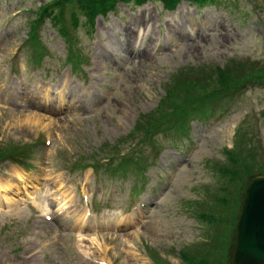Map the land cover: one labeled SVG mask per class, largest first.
I'll use <instances>...</instances> for the list:
<instances>
[{"label":"rangeland","instance_id":"374dc122","mask_svg":"<svg viewBox=\"0 0 264 264\" xmlns=\"http://www.w3.org/2000/svg\"><path fill=\"white\" fill-rule=\"evenodd\" d=\"M1 1L2 5L3 1ZM7 3L17 5L18 0H7ZM223 3L225 6L219 8L218 20L213 23H204L205 32L201 38L177 56L130 61L125 69H123L124 65L116 67L114 61L103 65L99 63L102 61H88L87 68L85 67V71H88L85 72V82L89 89L88 101L84 98V93L76 91L75 81L71 83L66 75L61 76L63 61H45L42 72L56 81L57 89L71 88L73 94L76 91L79 95L80 102L74 100L67 111L61 112L58 111L57 97L55 99L44 97V86L36 78L38 71L34 64L30 61H8L6 59L8 55L3 58L12 48L15 35L20 38L26 30V15L20 16L13 24L19 22L23 29L18 31L19 26L15 33L10 27L11 41L9 39L10 43L8 44V41L5 43L3 54H0V144L11 141L29 142L39 134L50 142L44 154L39 156V153L34 151L33 162L36 166L29 174L33 176L23 177V181L30 185L31 189L37 184L35 188L38 192L43 188L47 194L50 192L48 200L51 202V208L58 209L55 205L58 202H63L61 206H68L72 193L66 188L62 189L60 184L74 186L76 197L70 199L72 201L78 200V196L82 193L80 187L82 173L71 171L72 163L79 156L96 151L104 145H113L119 138L124 137L140 113L149 112L156 107L163 95L161 86L171 72L178 78L181 72L192 69L193 65L197 67L207 64L210 68L212 66L221 68L232 59L264 61V0H231V2L223 0ZM181 5L182 3L178 7L179 10ZM146 7L149 9L152 20L155 21L156 9L160 13V2L149 1ZM117 8V19L111 17L106 24L100 22L95 27L103 38L110 35L112 31L126 32L129 26L135 29L144 25L134 24V21L139 19L133 14L138 8L143 9V7L132 8L118 5ZM200 11L199 14L203 17L210 15L211 7L205 6ZM130 12L132 14H129ZM166 17L160 14V33H167L166 23L170 19ZM144 19L148 20V18ZM110 23L114 27L105 28V25ZM157 36L158 33L155 32L152 43ZM86 44L92 45L89 41L83 45ZM53 45L54 43H49L50 53L61 56L63 49ZM94 63H97L98 67ZM11 66L16 69V74L22 81L19 84L22 92L20 98L28 100L29 103L25 111L15 107L7 110L2 108L9 97L8 94H4L3 85L13 76ZM106 69L111 70V76L105 73ZM109 90L112 94L107 99L108 95L105 96V94ZM89 91L94 93L93 96L89 95ZM32 92L36 93L33 101L31 100ZM230 105L229 112L220 120L219 125L208 133L202 147L190 162L181 168L170 190L163 196L160 204L152 210L150 217L140 222H138L139 218L125 227L117 226L119 215L130 210L132 202V199L128 198L130 190L138 191L140 189L138 185L143 184L145 188L141 189V192L150 191L154 193L155 198L161 196L160 191L155 193L149 190L151 183H158L166 178L178 163V158L190 149V144L193 142L191 135L195 137L196 132L201 128L196 120L190 124L191 134L188 141L181 142L179 151L176 150L177 142L172 141L170 135L157 137L159 152L155 148L136 145V149L143 150L139 158L147 160L149 165L146 169L147 174L142 180L133 172L125 177H113L101 169V175L96 178H92L88 172L89 183L94 187H103L104 202L98 208H105L107 214L99 218L106 220L103 225L111 228L97 229L91 234L77 237L61 235L57 237L59 243L53 251L50 250L51 247L47 248V238L39 236L43 235V232H37L35 235L32 233L33 229L40 231V228L34 227V223L44 226L35 218L36 209L43 203L42 199L40 198L39 202L32 206L30 202H25L20 183H16L17 185L13 187L9 185L11 189L7 195L9 198L7 202L11 204V207L10 209L0 208V256L2 257L0 264H27L25 258L18 257H28L34 252H37V257L29 261V264H50L56 256L60 258L59 264H90L85 257L99 262L105 255L111 259L112 264H224L233 241L232 230L237 218L236 201L233 193L225 203L211 202L214 194L218 192L217 188L223 183L216 165L227 166L223 149L232 146V140L235 139L234 133L241 124L249 129L253 137L254 143L250 146H258V150H261L258 139L264 144V118L260 116V110L264 109V88L248 87L236 96ZM23 114L31 117H20ZM256 117H260L261 122L253 125ZM254 126L257 127L258 137L255 135ZM128 150L131 152L130 149ZM153 161L155 163L151 166ZM206 161H211V166L208 165L210 171L205 169ZM68 173L71 176L70 180H67ZM16 178L12 179L13 182H16ZM111 185L115 187L114 199L117 203L106 198L107 188ZM93 193L95 197L91 195ZM207 194H209L208 199ZM85 196L95 201L101 194L94 189L86 192ZM51 197L56 200L53 204ZM195 201L208 203L202 213L210 214V217L201 224V230L195 218L186 214L199 208ZM209 203L211 205L214 203L217 209L211 208L209 211ZM57 209L54 214H59ZM47 227L51 228L50 225ZM57 228L59 227L56 225V228L51 229L50 232L59 235ZM112 233L119 235L110 236ZM27 244L33 248V252L26 254L23 247ZM10 245L18 247L15 255H12ZM150 257L153 262L149 260Z\"/></svg>","mask_w":264,"mask_h":264},{"label":"water","instance_id":"95a60500","mask_svg":"<svg viewBox=\"0 0 264 264\" xmlns=\"http://www.w3.org/2000/svg\"><path fill=\"white\" fill-rule=\"evenodd\" d=\"M263 215V193L257 196L255 192L254 194L248 192V198L244 203L242 218L238 226V238L235 245L237 264H264Z\"/></svg>","mask_w":264,"mask_h":264},{"label":"trees","instance_id":"16d2710c","mask_svg":"<svg viewBox=\"0 0 264 264\" xmlns=\"http://www.w3.org/2000/svg\"><path fill=\"white\" fill-rule=\"evenodd\" d=\"M108 0H105L107 3ZM187 75L191 78L197 76L207 77L208 80H213L216 82H221L227 87L236 88L240 87L242 81L252 79L258 84L264 83V68H259V66H250L244 62L231 61L229 64L225 65L223 69L215 67L211 69L207 66H198L189 70ZM122 162L119 163V168H125L129 164L133 163L132 158H123Z\"/></svg>","mask_w":264,"mask_h":264},{"label":"bare ground","instance_id":"6f19581e","mask_svg":"<svg viewBox=\"0 0 264 264\" xmlns=\"http://www.w3.org/2000/svg\"><path fill=\"white\" fill-rule=\"evenodd\" d=\"M142 26H143V25H142ZM127 35H128L129 43H130V44H133L134 39H135L134 33H133L132 31L129 30L128 33H127ZM20 117L30 118L31 116H30V115L23 114V115H21ZM16 120H18V119H16Z\"/></svg>","mask_w":264,"mask_h":264}]
</instances>
